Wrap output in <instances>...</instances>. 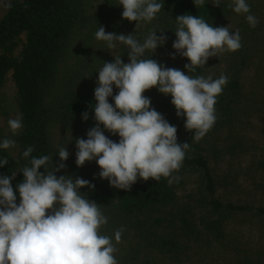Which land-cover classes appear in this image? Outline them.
<instances>
[{"label":"trees","instance_id":"obj_1","mask_svg":"<svg viewBox=\"0 0 264 264\" xmlns=\"http://www.w3.org/2000/svg\"><path fill=\"white\" fill-rule=\"evenodd\" d=\"M9 2L11 7L0 18V88L11 72L23 127L15 135L10 132L15 141V155L0 148V160H8L7 164L0 166V176L11 177L16 173L11 184L19 205L21 198L16 185L23 181L20 171L24 166H30L31 157H52L38 171L45 172L44 167L48 171L54 170L57 157L50 143L51 120L56 119L77 138L87 139V131L96 124V100L94 93L79 88L63 91L55 109L47 103L65 46L82 15L80 0ZM157 2L162 3L163 8L152 21L141 27V37L139 34L134 37L141 43L153 30L158 36L164 31L163 34L173 44L177 28L175 19L184 14L201 17L213 27L228 26L230 33L238 29L241 36L240 49L210 57L194 72H187L184 66L190 61L178 53L181 71L191 77L210 75L217 79L221 74L228 77V83L216 98V122L198 142L192 138L194 132L185 128L186 116L176 115L170 94L159 92L157 87L143 93L151 100L150 108L161 113L170 125L176 126L177 143L190 145L181 168L173 176L193 175L198 187L199 207L194 208L196 205L181 198L177 192L179 182L169 185L164 177L158 182L138 177L130 190L115 188L107 179L99 177L101 169L98 164L97 174L86 178L95 187L85 186L79 191L85 198L95 201L110 220L123 224L125 230L121 237H129L134 242L130 252L141 254V264H180L192 249L190 241L199 234L193 221L195 209L205 211L210 219L215 215L224 217L245 212L264 216V206L238 202L226 195L229 189L235 191L239 187L238 175H234L235 164L253 149L245 136V129L256 123L257 118H264V0H246L250 14L259 20L255 28L248 24L247 14H238L228 6L233 0H219V6H214L213 0H204V4L199 6L194 0ZM122 51L128 63V46L123 44ZM155 55L146 50L141 58L163 64ZM109 103L114 104V101L109 100ZM84 112L89 114L86 121L82 119ZM103 131L113 141H119L118 134L112 135L106 129ZM29 146H33L34 151L29 158H24L22 153ZM234 158L237 160L232 162ZM254 158L256 168H261L264 173V151L257 155V159L256 156ZM208 225V228L215 227L213 222H208Z\"/></svg>","mask_w":264,"mask_h":264},{"label":"clouds","instance_id":"obj_2","mask_svg":"<svg viewBox=\"0 0 264 264\" xmlns=\"http://www.w3.org/2000/svg\"><path fill=\"white\" fill-rule=\"evenodd\" d=\"M196 6L204 0H194ZM123 6L122 17L129 21H152L163 8L157 0H120ZM219 6V0H213ZM11 7L10 2L5 5ZM238 14H247L248 24L255 28L259 20L250 14L246 0H233L228 5ZM176 40L172 47L182 57L188 58L187 72H194L213 56L224 52H234L242 47L239 30L230 33L229 27H213L203 18L190 14L179 15L175 19ZM157 36L152 31L141 43L131 34L106 33L100 26L95 33L98 40L107 42L108 49H114L117 42L129 48V62L124 63L121 56L113 62H104L98 70L97 87L94 89V127L87 131V139H76V165L83 166L86 161L95 160L110 185L130 190L138 177L157 182L167 178L169 185L179 182L178 171L185 158L189 143H177V128L150 108V98L144 91L157 87L158 91L172 97L176 115L186 116L185 128L193 131V140L198 142L216 122V98L228 83V77L221 74L191 77L175 68H166L154 59H142L146 50L155 52L168 39L163 34ZM173 58L175 54L173 53ZM113 85L119 89L113 95ZM112 97L114 104L109 103ZM89 118L88 112L82 119ZM22 114L8 121L15 135L23 127ZM112 135H119L118 142L104 134L103 129ZM195 130V131H194ZM15 141L4 139L0 148L9 149ZM34 151L27 147L22 155L29 158ZM60 162L54 171L40 172L52 157L48 155L31 157L30 166H24L23 181L16 185L20 202L11 180L15 177L0 176V264H118L114 253L118 249L112 238L99 234V228L108 219L98 204L85 198L79 191L82 187L94 188L90 181L55 172L66 167L64 161L69 157L65 146L58 150ZM8 163L0 160V166ZM121 226L114 233L117 243L124 232Z\"/></svg>","mask_w":264,"mask_h":264},{"label":"rangeland","instance_id":"obj_3","mask_svg":"<svg viewBox=\"0 0 264 264\" xmlns=\"http://www.w3.org/2000/svg\"><path fill=\"white\" fill-rule=\"evenodd\" d=\"M7 3L8 0L0 1V18L8 8L5 6ZM80 3L82 15L69 36L58 74L47 97L51 109L56 108L63 91L84 88L94 93L98 70L103 67L104 62H113L115 56H121L122 61L127 63L123 57L122 42H117L114 49H108L106 41L96 39L95 33L100 26L104 27L106 33L131 34L133 37L139 34L141 37V27L147 24V21L137 22L123 18L124 9L120 5V0H80ZM154 53L166 68L182 69L179 54L168 39L164 45H158ZM118 91L119 89L113 85V95ZM108 99L114 101L112 97ZM17 116L15 85L9 72L4 85L0 88V142L6 138L12 140L8 121ZM245 130V136L253 149L244 156L240 155L242 157L235 164L234 173L235 176L238 175L239 187L235 191L229 189L226 195L238 202L264 206V173L254 164V157L257 159V155L264 151V118H257L256 123L247 126ZM49 136L57 157L54 167L60 162L59 148L65 146L69 152L68 159L64 161L66 167L55 172L57 178L67 175L73 180L77 177L86 179L97 174L95 160L86 161L80 167L76 165L77 137L56 119H52L49 124ZM8 151L15 155L16 146L9 148ZM236 160L234 158L232 162ZM181 178L178 194L190 204L196 205L194 208H198L199 194L195 178L191 174ZM220 191L223 192L222 189ZM101 211L108 222L98 231L100 235L112 238V243L118 249V252L114 253L118 264H141V254L130 252L134 243L131 238L121 237L119 243L115 241L114 233L123 224L113 222L105 211ZM193 213V221L199 234L196 239L190 241L192 249L180 264H264V216L255 212H245L224 217L215 215L210 219L203 210L195 209ZM208 222H213L215 227L208 228Z\"/></svg>","mask_w":264,"mask_h":264}]
</instances>
